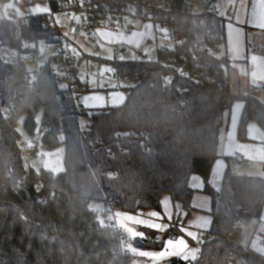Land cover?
I'll return each mask as SVG.
<instances>
[{
  "label": "trees",
  "instance_id": "16d2710c",
  "mask_svg": "<svg viewBox=\"0 0 264 264\" xmlns=\"http://www.w3.org/2000/svg\"><path fill=\"white\" fill-rule=\"evenodd\" d=\"M29 1H46L56 12L70 0ZM127 1L132 0H89V5L120 9ZM209 1L200 14L186 12V0H172L168 11H158L181 41L167 52L158 49L156 60L95 59L120 77H137L120 105L80 108L48 66L31 79L26 61L5 64L0 55V264L131 263L120 230L114 222L103 224L91 201L113 200L126 213L161 214L167 193L190 212L193 174L202 177L204 193L213 199L209 238L199 244L195 260L169 264H264L263 255L230 238L235 213L261 216L264 177L238 175L228 166L219 191L209 184L223 118L236 100L244 103L237 137L248 139L252 120L264 130V103L252 93H233L228 61L214 54L226 31ZM46 16L0 19V48L7 45L19 54L25 40L62 35L57 23L44 22ZM184 65L188 75L180 69ZM40 107L42 141L65 145V170L56 175L27 168L22 159L16 123L24 114V129L33 136ZM80 110L91 113L85 128ZM163 242L149 234L132 241L144 249H161Z\"/></svg>",
  "mask_w": 264,
  "mask_h": 264
},
{
  "label": "crops",
  "instance_id": "0c3cea01",
  "mask_svg": "<svg viewBox=\"0 0 264 264\" xmlns=\"http://www.w3.org/2000/svg\"><path fill=\"white\" fill-rule=\"evenodd\" d=\"M23 1L25 0H21ZM34 3L37 5L45 3V7L41 4V10L34 8L35 10L29 14L27 10L21 13L19 19L26 16L49 14L52 10L46 1ZM213 9L224 19L226 31L225 42L214 51V54L217 58L228 61L227 72L230 77L231 91L235 94L252 93L264 103V0H214ZM127 89L121 95L122 97L117 98L112 105H108V93L101 98L99 106L91 109L122 104L126 99ZM82 105L85 107L84 103ZM243 105L241 100H236L231 109L225 112L223 118L224 123L220 130L217 148L219 157L212 165L209 178V184L216 191L222 187L221 183L228 166L238 175L264 177V130L260 124L255 120L248 123L247 140L244 141L237 137ZM189 185L194 191L190 212L184 210L180 201H172L169 194L164 193L161 197V200H167L171 205L168 210L169 214L166 215L163 212L166 218L159 221L160 224L167 226L164 231H154L150 227L133 222L151 220L145 214H141L145 210L126 213L117 207L118 210L112 222L118 230L127 233L130 238L127 248L133 255L132 264H147V260H150L151 264H166L173 260L191 261L197 258L200 238L210 231L213 220L211 215L213 199L204 193L205 184L200 175L193 174ZM101 204H104V207L106 205L105 202ZM171 208H174L173 211ZM261 213L259 218L262 221L264 220V207ZM100 221L104 223V220ZM257 228L252 240L234 242L264 256V234L260 231L264 230V223L261 222ZM148 234L158 241L164 240L163 248L144 249L133 245L132 241L135 238H145ZM230 238L232 240L233 235L230 234ZM170 239L178 241V244L166 250V241Z\"/></svg>",
  "mask_w": 264,
  "mask_h": 264
},
{
  "label": "rangeland",
  "instance_id": "374dc122",
  "mask_svg": "<svg viewBox=\"0 0 264 264\" xmlns=\"http://www.w3.org/2000/svg\"><path fill=\"white\" fill-rule=\"evenodd\" d=\"M209 2V0H199L195 2L192 8V13H202ZM21 3V0L0 1V19L10 18L14 21H18L21 13H23L20 5ZM41 4L45 7V3ZM41 4H27L28 14L33 12L35 9L41 10ZM165 8H169V4L165 5ZM54 20L59 25L63 36L69 37L77 52H79L82 56V60L77 65V67H79L78 77L82 81L85 79L89 82V91H85L82 94L83 103L85 107L89 109L99 106L101 98L106 96L108 93V105H112L117 98L122 97L121 95L127 88L136 84V81H122L121 88H111L113 90H106L100 77L106 71L113 72L114 68L103 63L99 65L96 70H92L88 67V65L96 64L95 59L97 57H101L102 59L109 61H113V59L121 61L136 60L138 59L140 53L146 54L148 60H156L158 44L163 43L161 39H159L156 43L158 35L154 31V23L151 20L135 18L132 30L127 33L123 28L115 30L97 26L95 29V35L97 36L96 43L91 41V36H89L84 29L81 28V30L76 32V28L81 22L80 13L72 12L70 15L67 13H56L54 15ZM151 38L154 39V44L149 43V39ZM167 45L170 46L171 44L169 43ZM83 52L86 55H84ZM87 56L90 57L86 59ZM28 68L33 70V65H28ZM36 114V131L33 136H29L27 131L24 129V114L16 123V129L20 133L19 146H21L22 149V159L27 168H33L36 171L46 169L53 172L55 175L59 174L65 170V145L60 143L55 147H50L42 141V136L44 134V129L41 125L43 108L40 107ZM90 114H84V116L79 118L80 126L83 128H85L86 124L89 122ZM34 150H37L35 157L32 156ZM41 154L43 155L41 156ZM90 204L92 209L97 212L98 219L104 220L102 218L104 204H101V202L98 201H91ZM171 209L173 211L174 208ZM152 212L156 211L149 209L141 212V214L143 213L145 216L152 219V216L150 215ZM161 215L166 218L163 212ZM260 221L259 217L255 218L246 215L242 216L240 224L241 230L239 233H231V235H233L232 240L235 242H242V240L248 242L252 240L258 229L257 227H259L261 222L264 223V220ZM260 231L264 234V230L261 229Z\"/></svg>",
  "mask_w": 264,
  "mask_h": 264
},
{
  "label": "built area",
  "instance_id": "2783aa9c",
  "mask_svg": "<svg viewBox=\"0 0 264 264\" xmlns=\"http://www.w3.org/2000/svg\"><path fill=\"white\" fill-rule=\"evenodd\" d=\"M197 1L199 0H186L187 4L185 6V11L192 13L193 5ZM171 3L172 0H132L131 2L127 1L126 3H121L122 7L118 9L115 7H92L89 5V0H70L61 5L58 11L55 12L51 10V12L44 18V22L56 23L54 20V15L56 13H67L70 15L72 12H78L80 13L81 21L78 26L79 30H81V28L84 29L85 32L91 36V41L96 43L97 36L95 35V29L97 26L115 30L123 28L127 33L132 30L135 18L151 20L154 23V31L158 35L156 43L159 39L163 41V43L158 44L157 49L167 52L168 50L173 49L175 43L181 41V38L175 33V27L173 24L169 23L167 19L162 18L158 13L159 10L168 11L171 7ZM27 4H31V1H23L20 4L22 12L24 13L28 10ZM167 4H169V8H165V5ZM213 11L216 12L214 9ZM154 42V39H149L150 44H154ZM169 43L171 44L170 46L167 45ZM0 55L3 57L5 64H12L18 59L20 61H26L28 65H33V70L28 68L29 71L27 73V76L31 79L37 77V74L42 67L48 66L51 74L54 75L56 82L59 83L61 87L66 89L69 88L73 91V98L77 106L80 108L83 106L82 94L89 90V82L85 79L82 81L78 77L79 67H77V65L82 60V56L77 52L69 37H65L62 34L57 36V38L51 39H41L37 41L25 40L21 44V53L19 54L9 46L5 45L0 48ZM181 59L183 58L181 57ZM138 61L140 63L148 61L147 55L140 53ZM88 67L92 70H96V68L99 67V64L88 65ZM180 69L184 75H188L185 65ZM100 79L103 81L106 90L120 88L122 81H137L136 76H118L115 69H113V72L106 71ZM172 80V77L167 78L168 83ZM78 113L80 116H84L85 114L83 110H80ZM42 155L43 154H41V156ZM105 203L106 205L102 212V218L104 219V223L108 224L115 219L118 209L116 203L110 200L105 201ZM240 218L241 215L235 213L234 223L230 228L231 233L240 232ZM120 233L122 242L128 245L130 243L128 234L122 231H120ZM208 238L207 234H203L200 238L199 244L206 241ZM199 254L200 248L197 252V256ZM146 263L151 264L150 260H147Z\"/></svg>",
  "mask_w": 264,
  "mask_h": 264
},
{
  "label": "snow or ice",
  "instance_id": "6c2138e0",
  "mask_svg": "<svg viewBox=\"0 0 264 264\" xmlns=\"http://www.w3.org/2000/svg\"><path fill=\"white\" fill-rule=\"evenodd\" d=\"M170 207H171V205H170L169 201H167V200H161L160 201L161 211L164 212L166 215L169 214L168 210H169ZM150 215L152 216L151 220H140V221H133V222L139 223V224H141L142 226H145V227H150L154 231H164V230H166L167 226L162 225V224L159 223V221L164 218L160 213L152 212ZM177 244H178V241H175V240H171L170 239V240L166 241V250L170 246H175ZM161 258H162V255H161Z\"/></svg>",
  "mask_w": 264,
  "mask_h": 264
},
{
  "label": "water",
  "instance_id": "95a60500",
  "mask_svg": "<svg viewBox=\"0 0 264 264\" xmlns=\"http://www.w3.org/2000/svg\"><path fill=\"white\" fill-rule=\"evenodd\" d=\"M78 31H79V27L76 28V32H78ZM36 153H37V150H34L33 153H32V156L35 157Z\"/></svg>",
  "mask_w": 264,
  "mask_h": 264
}]
</instances>
